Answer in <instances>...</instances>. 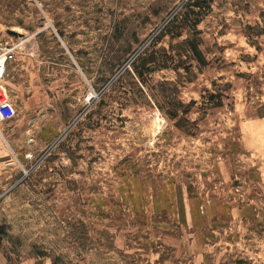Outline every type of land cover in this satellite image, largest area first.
<instances>
[{
	"label": "rangeland",
	"instance_id": "374dc122",
	"mask_svg": "<svg viewBox=\"0 0 264 264\" xmlns=\"http://www.w3.org/2000/svg\"><path fill=\"white\" fill-rule=\"evenodd\" d=\"M16 38L10 263L264 264V0H0V55Z\"/></svg>",
	"mask_w": 264,
	"mask_h": 264
},
{
	"label": "trees",
	"instance_id": "16d2710c",
	"mask_svg": "<svg viewBox=\"0 0 264 264\" xmlns=\"http://www.w3.org/2000/svg\"><path fill=\"white\" fill-rule=\"evenodd\" d=\"M195 4H197V5H199L198 3H196L195 2ZM196 23L197 22H194V24L192 25L193 27H195L196 26ZM169 35H170V37L173 39V38H175V37H178V36H180V34L179 33H173V32H169ZM171 44V43H170ZM179 45H183L184 47H186V49H185V52H187V54L188 53H191L193 56H194V58L195 59H197V61L198 62H200V63H204L205 64V59H204V57H203V55L201 54V52H200V49H199V47H198V42H197V40H196V38H186V39H184V40H182V41H180L179 42ZM172 46V45H171ZM142 60H143V66H144V68H145V70H147V71H151V69H153V68H155L156 67V65L154 64V63H157V61H156V59H155V57H153V53L152 54H150L148 57H146L145 59H143L142 58ZM153 62V63H152ZM149 63H152L153 64V66H146L147 64H149ZM163 64H165V63H163ZM132 67L135 69L134 71L135 72H137V74L138 75H142L141 74V71H139L138 70V68H137V66H136V64L134 63V61L132 62ZM165 68H166V66H164ZM157 68V67H156ZM161 68H163V67H161ZM213 96H214V94L212 93V94H210V97L211 98H213ZM194 103V100H191V101H189L188 103H183L182 101H180V100H174V102H173V104L175 105V107H178L179 109H180V111L182 112V116L180 117V119L175 123V125H177L178 127H182V125H180L179 124V122L180 121H184V122H188L189 121V119H188V117H186L185 115H187V113H188V111H189V107L192 105ZM219 104V103H218ZM173 108L174 109V111H167V115L169 116V118L170 119H175V116H176V110H177V108ZM184 130V129H183ZM3 232H4V227L3 226H0V234H3ZM0 244H1V237H0ZM6 256V258L9 260V261H11V259L7 256V255H5ZM53 264H55V261H54V259H53Z\"/></svg>",
	"mask_w": 264,
	"mask_h": 264
},
{
	"label": "built area",
	"instance_id": "2783aa9c",
	"mask_svg": "<svg viewBox=\"0 0 264 264\" xmlns=\"http://www.w3.org/2000/svg\"><path fill=\"white\" fill-rule=\"evenodd\" d=\"M19 45V41L12 40V42H6L4 49L1 51L0 55V76L4 70L5 60L11 58L13 53L16 51L17 46ZM12 114V105L6 99L0 100V120L8 119Z\"/></svg>",
	"mask_w": 264,
	"mask_h": 264
},
{
	"label": "crops",
	"instance_id": "0c3cea01",
	"mask_svg": "<svg viewBox=\"0 0 264 264\" xmlns=\"http://www.w3.org/2000/svg\"><path fill=\"white\" fill-rule=\"evenodd\" d=\"M0 264H15V263H10L8 261V259L6 258V256L3 254V252H1L0 250ZM19 264H31L29 259L28 260H24Z\"/></svg>",
	"mask_w": 264,
	"mask_h": 264
},
{
	"label": "water",
	"instance_id": "95a60500",
	"mask_svg": "<svg viewBox=\"0 0 264 264\" xmlns=\"http://www.w3.org/2000/svg\"><path fill=\"white\" fill-rule=\"evenodd\" d=\"M7 33L9 35H12V36H21L22 35L21 33H18L17 31L12 30V29H7Z\"/></svg>",
	"mask_w": 264,
	"mask_h": 264
},
{
	"label": "bare ground",
	"instance_id": "6f19581e",
	"mask_svg": "<svg viewBox=\"0 0 264 264\" xmlns=\"http://www.w3.org/2000/svg\"><path fill=\"white\" fill-rule=\"evenodd\" d=\"M13 30V29H12ZM18 32V31H17ZM19 33V32H18Z\"/></svg>",
	"mask_w": 264,
	"mask_h": 264
}]
</instances>
